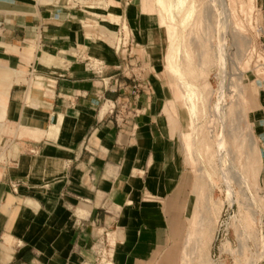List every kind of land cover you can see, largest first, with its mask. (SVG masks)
I'll list each match as a JSON object with an SVG mask.
<instances>
[{"label":"crops","instance_id":"1","mask_svg":"<svg viewBox=\"0 0 264 264\" xmlns=\"http://www.w3.org/2000/svg\"><path fill=\"white\" fill-rule=\"evenodd\" d=\"M88 1L78 9L64 1L58 18L57 0L0 1L9 8H0L7 26L0 37V241L12 249L5 263L0 253V264H98L104 254L113 264H160L167 254L176 262L173 246L189 222L196 180L192 188L166 144L152 86L135 98L114 73L120 59L95 53L107 46L84 26L94 16ZM259 5L264 55V0ZM115 13L103 17L125 18L119 7ZM80 57L102 62L103 74ZM161 60L171 77L165 54ZM258 96L249 98L253 106ZM126 103L137 116L118 124L115 107ZM258 107L247 125L261 173L251 121Z\"/></svg>","mask_w":264,"mask_h":264},{"label":"rangeland","instance_id":"2","mask_svg":"<svg viewBox=\"0 0 264 264\" xmlns=\"http://www.w3.org/2000/svg\"><path fill=\"white\" fill-rule=\"evenodd\" d=\"M0 1L16 3V0ZM64 1L65 6L75 7L80 0H57L56 5L65 10ZM81 1L82 7L88 5L84 3L88 0ZM259 1L224 0L226 12L221 22V17H217L221 1L185 0L180 8L178 0H108L113 7L107 11L109 15L117 14V7L126 14L125 34L121 36L133 42V46L129 47L124 62L115 56L117 25L122 21L103 17L108 14L101 10L106 8L105 0H92L89 5L99 19L89 21L87 17L85 25L94 21L99 43L107 46L98 47L95 53L109 54L116 62L120 59L121 69L114 73L125 86H133L135 77L152 86L153 102L169 131L166 144L179 167L188 171L192 188L195 180L196 189L201 187L190 208L189 222L183 223L174 243L175 264H264V164L260 173L261 157L256 153L247 125L254 107L259 106L260 116L251 119L252 131L264 156V55L259 48L262 34ZM0 8L9 11L8 5L0 4ZM220 45H225L227 72L223 86L228 106L224 108L227 148L223 165L215 153L222 135L221 115L214 113L216 105L217 109L221 107ZM164 54L171 77L161 60ZM254 96L258 99L253 106L249 98ZM4 159L0 152V161ZM240 174L246 179L243 182L239 181ZM189 193L191 197L192 189ZM229 198L235 201L233 208L228 204ZM114 240L110 237L109 244ZM0 247L5 263L10 260L12 249L3 247L2 241ZM103 256L98 264H113L106 254ZM168 257L167 254L160 264H172Z\"/></svg>","mask_w":264,"mask_h":264},{"label":"built area","instance_id":"3","mask_svg":"<svg viewBox=\"0 0 264 264\" xmlns=\"http://www.w3.org/2000/svg\"><path fill=\"white\" fill-rule=\"evenodd\" d=\"M51 2L54 0H50ZM80 2H78L75 7V9H77L80 6ZM64 9L63 8H56L55 13H56V18H58V15H60V13H62ZM89 17V21L90 19H99L98 16H88ZM119 20L122 21V23L120 25H117L119 27V38L117 40L116 43V47H115V52L116 55L119 56V58L121 59L122 62L127 60V55L129 53V47H132V43L129 42V40H126L125 37L122 39V34H125V18H119ZM88 20H85V23ZM92 25H85L84 26L88 29H93L96 30V25L95 22L92 21L91 23ZM7 26H6V22L3 18L0 17V37H2L6 31H7ZM131 45V46H130ZM133 50V49H132ZM81 61L83 63H85L86 67L88 69H92L93 71L96 72L97 75H102L103 74V63H101L100 61H96L94 59L91 58H82L80 57ZM121 69V65L118 67V70ZM125 71V70H124ZM133 83V91L132 94L135 98H138L140 96V94L144 91H151V87L148 83H144L142 82L139 78L135 77V79L132 80ZM116 110V116H117V122L118 124H126L128 120H131L133 118H135L137 116V113L135 111L131 110L130 107V103H126V104H120L117 107H115Z\"/></svg>","mask_w":264,"mask_h":264},{"label":"bare ground","instance_id":"4","mask_svg":"<svg viewBox=\"0 0 264 264\" xmlns=\"http://www.w3.org/2000/svg\"><path fill=\"white\" fill-rule=\"evenodd\" d=\"M209 1V0H208ZM211 2H220L221 1V5L222 6H220V11H219V13H218V15H217V17H221V22H222V15L224 16V13L226 12L225 10L226 9H223V8H225V2H224V0H210ZM184 4H185V0H178V6L180 7V8H182L183 6H184ZM224 5V6H223ZM217 11V10H216ZM228 13H229V11H228ZM229 16H230V14H228ZM227 18V20H228V17H226ZM225 21V20H224ZM220 25H222L221 23L219 24V26ZM219 31H221V30H219ZM223 33V32H222ZM219 34H220V32H219ZM223 35V34H222ZM227 36V35H226ZM220 37H221V35H220ZM223 37H225V35L223 36ZM222 38V37H221ZM220 41H222L221 39H220ZM222 43V42H221ZM224 46L225 45H220L219 47H218V52H219V56H220V58H221V69H222V77L220 78V80L222 79V85H221V92H220V95H219V97H220V102H221V107L219 108L218 107V109H217V105L215 106L216 108V110L217 111H214V113L216 112L217 113V115L219 114V115H221V117H220V124H221V127H222V131H221V137H219L218 138V142H217V150H216V156H217V158H219V160H220V162L223 160L222 158H223V154H224V152H225V150H226V148H227V133H226V126H227V116H226V114H225V112H224V110L226 109V107H228V106H225V105H227V103H225L224 101H225V99H226V94H225V90H226V88H224V86H223V84H224V80H225V78H226V72H225V66H226V59H225V57H224ZM217 51V50H216ZM217 55V54H216ZM218 56V57H219ZM258 58H259V56H258ZM216 59V58H215ZM217 60H218V58H217ZM217 60H216V62H217ZM220 62H218V65H220L219 64ZM218 69H220V67L218 68ZM221 73V72H220ZM219 75V74H218ZM220 82V83H221ZM219 93V92H218ZM189 97H191V96H189ZM190 99V98H189ZM219 106V105H218ZM225 108V109H224ZM218 119V118H217ZM228 132H230V131H228ZM236 143V142H235ZM252 143H253V141H252ZM226 153V152H225ZM225 157V156H224ZM218 160V161H219ZM221 164L223 165V163L221 162ZM254 164H255V162H254ZM253 165V164H252ZM224 167V166H223ZM232 167V166H231ZM235 169V168H234ZM206 172V176H208V178H210V179H212L211 178V175H210V173H208L207 171H205ZM223 172V171H222ZM224 174V173H223ZM226 174V173H225ZM239 174V173H238ZM204 175V176H205ZM225 176V175H224ZM201 177H203V175L201 176ZM221 177H222V174H221ZM223 178V177H222ZM240 180L239 181H242V179L243 180H246L241 174H240ZM225 179V178H224ZM229 179V178H228ZM209 182H210V180H209ZM224 182H225V180H224ZM227 182H228V180H227ZM243 182V181H242ZM211 185H212V183H210ZM227 184H229V183H227ZM244 184L245 185H247L245 182H244ZM213 185H214V183H213ZM248 186V185H247ZM213 189H214V187H212ZM216 188V187H215ZM199 190H201V187L200 186H198V188L195 190V198L198 196V191ZM228 193H229V196H231L232 194H231V189H230V186L228 185ZM234 196V195H233ZM234 203H235V201L232 199V198H229L228 199V204L232 207V205H234ZM228 206V205H227ZM229 206V207H230ZM233 208V207H232ZM195 235V234H194ZM190 246V245H189ZM187 257V256H186ZM186 257H184L185 259H187ZM187 262V261H186Z\"/></svg>","mask_w":264,"mask_h":264}]
</instances>
